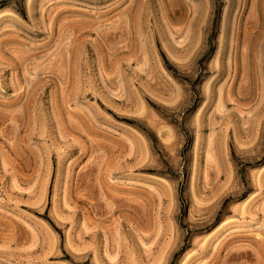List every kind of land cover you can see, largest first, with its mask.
<instances>
[{
  "label": "rangeland",
  "instance_id": "1",
  "mask_svg": "<svg viewBox=\"0 0 264 264\" xmlns=\"http://www.w3.org/2000/svg\"><path fill=\"white\" fill-rule=\"evenodd\" d=\"M0 264H264V0H0Z\"/></svg>",
  "mask_w": 264,
  "mask_h": 264
}]
</instances>
